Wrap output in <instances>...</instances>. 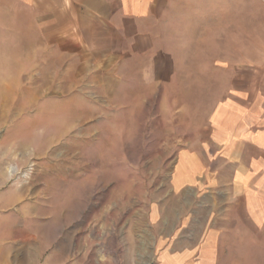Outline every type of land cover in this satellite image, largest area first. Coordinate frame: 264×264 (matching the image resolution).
I'll use <instances>...</instances> for the list:
<instances>
[{
	"label": "rangeland",
	"instance_id": "374dc122",
	"mask_svg": "<svg viewBox=\"0 0 264 264\" xmlns=\"http://www.w3.org/2000/svg\"><path fill=\"white\" fill-rule=\"evenodd\" d=\"M10 2L0 0V264H155L162 221L150 217L169 212L189 160L180 150L196 140L187 126L218 91L155 90L134 74L93 82L17 25ZM229 248L224 264H264V222Z\"/></svg>",
	"mask_w": 264,
	"mask_h": 264
},
{
	"label": "crops",
	"instance_id": "0c3cea01",
	"mask_svg": "<svg viewBox=\"0 0 264 264\" xmlns=\"http://www.w3.org/2000/svg\"><path fill=\"white\" fill-rule=\"evenodd\" d=\"M9 9L93 82L134 74L155 90L218 91L207 118L187 126L196 140L180 150L189 160L176 168L169 212L159 205L150 219L162 221L155 264H224L229 239L264 222V0H11Z\"/></svg>",
	"mask_w": 264,
	"mask_h": 264
}]
</instances>
